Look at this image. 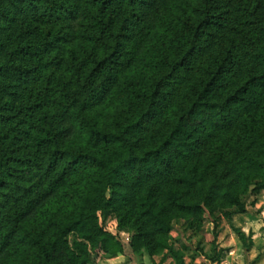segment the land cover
Masks as SVG:
<instances>
[{"label": "trees", "instance_id": "16d2710c", "mask_svg": "<svg viewBox=\"0 0 264 264\" xmlns=\"http://www.w3.org/2000/svg\"><path fill=\"white\" fill-rule=\"evenodd\" d=\"M260 189L264 0H0V264L121 253L100 212L187 264L171 220Z\"/></svg>", "mask_w": 264, "mask_h": 264}, {"label": "crops", "instance_id": "0c3cea01", "mask_svg": "<svg viewBox=\"0 0 264 264\" xmlns=\"http://www.w3.org/2000/svg\"><path fill=\"white\" fill-rule=\"evenodd\" d=\"M251 200L253 205L250 210L246 208L242 213L234 212L229 216H221L220 226H216L209 244L214 260L204 257L203 264H264V189L255 193ZM234 228H238L245 236L250 232V244L247 249L242 247ZM124 248L123 245L122 252L114 256L90 252V257L92 253L99 255L94 264H99L101 260L106 264H149L150 256L145 251L136 253ZM154 261L156 263L157 260ZM184 262L187 263L185 260Z\"/></svg>", "mask_w": 264, "mask_h": 264}, {"label": "rangeland", "instance_id": "374dc122", "mask_svg": "<svg viewBox=\"0 0 264 264\" xmlns=\"http://www.w3.org/2000/svg\"><path fill=\"white\" fill-rule=\"evenodd\" d=\"M254 194L249 191L240 196V199L245 203L247 209H251L249 204ZM221 211L216 210L212 216L203 209L199 215L179 214L171 220V229L168 232V244L173 249H177L187 264H203L204 257L211 254L210 238L216 226H220ZM98 219L101 225L108 231L115 234L124 245V249L128 250L127 239L130 231L126 228H118L114 214L111 212L98 213ZM213 226V227H212ZM68 242L74 238V235L69 233L66 236ZM99 255L92 253L91 260L94 264ZM148 258V257H146ZM154 260H157L156 263ZM106 264L104 260L98 262ZM110 264V263H109ZM149 264H174V259L167 250H163L159 254L150 256ZM212 264V263H211Z\"/></svg>", "mask_w": 264, "mask_h": 264}]
</instances>
